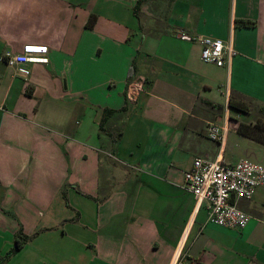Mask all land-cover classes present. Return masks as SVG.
I'll list each match as a JSON object with an SVG mask.
<instances>
[{
	"label": "crops",
	"instance_id": "1",
	"mask_svg": "<svg viewBox=\"0 0 264 264\" xmlns=\"http://www.w3.org/2000/svg\"><path fill=\"white\" fill-rule=\"evenodd\" d=\"M136 1L0 0V257L27 237L0 264H264V207L215 225L182 174L217 155L209 122L226 163L260 146L237 127L264 121V0ZM24 46L46 57L26 78L4 63Z\"/></svg>",
	"mask_w": 264,
	"mask_h": 264
},
{
	"label": "built area",
	"instance_id": "2",
	"mask_svg": "<svg viewBox=\"0 0 264 264\" xmlns=\"http://www.w3.org/2000/svg\"><path fill=\"white\" fill-rule=\"evenodd\" d=\"M199 58L216 66L227 65L235 50L229 40L199 35ZM27 62H46V57L35 56L24 46L20 53H6L4 63L14 73L26 78ZM206 136L217 143L219 151L215 158L206 160L193 158L190 167L183 171V188L190 192L196 203H204L207 220L215 225L241 229L248 222L249 215L241 210L239 200H249L256 188H264V165L246 157L234 163L222 161L220 150L225 139V124H206ZM177 264V262L175 263Z\"/></svg>",
	"mask_w": 264,
	"mask_h": 264
},
{
	"label": "trees",
	"instance_id": "3",
	"mask_svg": "<svg viewBox=\"0 0 264 264\" xmlns=\"http://www.w3.org/2000/svg\"><path fill=\"white\" fill-rule=\"evenodd\" d=\"M141 0H137L136 3L134 4V6H138L140 4ZM92 15L89 16L88 20L86 21V25L90 26L91 24V20H92ZM242 24L245 25H250L252 24L251 21H242ZM226 104L228 107H230L231 109H234L236 111H240V112H247L249 110V106L247 105L246 102H244L243 100L240 99H235L233 98V96L230 94L227 98H226ZM109 110H103V114L105 116V112H107ZM259 128L261 129V132L264 134V121L261 119H256L254 121V123L252 125H243V124H239L237 127L238 132L242 133L243 135L247 134L246 131L249 132V136H251L252 138L254 137V128ZM245 128H247V130H245ZM245 130V131H243ZM247 136V135H246ZM256 139V138H255ZM260 142H264V141H260ZM27 239V237L23 234H21L20 232L16 233V235L13 238V245L12 247L6 251L1 257H0V263L7 258L8 256H10L13 252H15L23 243L24 241Z\"/></svg>",
	"mask_w": 264,
	"mask_h": 264
},
{
	"label": "rangeland",
	"instance_id": "4",
	"mask_svg": "<svg viewBox=\"0 0 264 264\" xmlns=\"http://www.w3.org/2000/svg\"><path fill=\"white\" fill-rule=\"evenodd\" d=\"M257 118V117H256ZM260 119V118H259ZM256 119H254L255 121ZM222 123V120L219 122V124ZM228 129V126L226 125V131ZM229 130V129H228ZM245 130H247V128H245ZM243 130V131H245ZM254 130V137L256 138H252L251 136H249V132L246 131V135L238 132V134H240V136L246 138V139H249L251 140L252 142L256 143V144H260V146H258L256 148V150L252 149L251 147H249L251 149V151L249 152V150L244 154L242 152V149L241 148H237V150H233V155H236V154H239L241 155V157H246L248 159H251L253 161H258L260 163H262L264 165V142H260V141H264V134L261 132V129L259 128H254L252 129ZM240 157V158H241ZM257 197L258 199H253ZM253 198L251 200H246L244 203L245 204H250V205H253V206H256L258 208H263L264 207V189H258L256 191V193H254L253 195ZM263 212H264V208H263ZM13 245V243L9 244V246H7V248L5 249L6 251H8L9 247H11Z\"/></svg>",
	"mask_w": 264,
	"mask_h": 264
}]
</instances>
